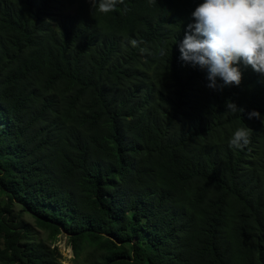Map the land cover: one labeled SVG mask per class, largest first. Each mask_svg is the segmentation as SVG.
<instances>
[{"label":"trees","instance_id":"16d2710c","mask_svg":"<svg viewBox=\"0 0 264 264\" xmlns=\"http://www.w3.org/2000/svg\"><path fill=\"white\" fill-rule=\"evenodd\" d=\"M201 2L0 0V264H264V76L179 59Z\"/></svg>","mask_w":264,"mask_h":264},{"label":"clouds","instance_id":"9594fccd","mask_svg":"<svg viewBox=\"0 0 264 264\" xmlns=\"http://www.w3.org/2000/svg\"><path fill=\"white\" fill-rule=\"evenodd\" d=\"M87 2L104 14L124 4V0ZM190 16L192 22L187 24L184 38L178 44L179 59L185 65L205 71L208 88L222 90L226 86H239L242 73L238 65L241 64L264 76V0H202ZM130 43L137 45L136 40ZM225 107L233 114L244 112L231 101H226ZM247 117L264 123V117L255 110L248 112ZM251 132L246 126L237 128L230 146L248 145Z\"/></svg>","mask_w":264,"mask_h":264},{"label":"rangeland","instance_id":"374dc122","mask_svg":"<svg viewBox=\"0 0 264 264\" xmlns=\"http://www.w3.org/2000/svg\"><path fill=\"white\" fill-rule=\"evenodd\" d=\"M18 207H16V211H18ZM22 219L25 220L29 224V230L31 231V234L36 239H46L47 234L43 232L42 230H39L35 224L32 218H30L28 215H22ZM53 246H56L62 256V264H73V253L71 250L70 245L68 244L67 236L62 233L57 237V240L54 242Z\"/></svg>","mask_w":264,"mask_h":264}]
</instances>
